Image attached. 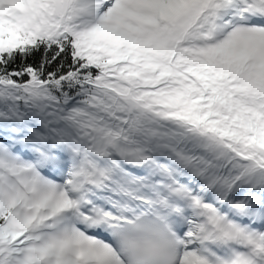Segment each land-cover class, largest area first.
Here are the masks:
<instances>
[{
	"label": "snow or ice",
	"instance_id": "obj_1",
	"mask_svg": "<svg viewBox=\"0 0 264 264\" xmlns=\"http://www.w3.org/2000/svg\"><path fill=\"white\" fill-rule=\"evenodd\" d=\"M0 264H264V0H0Z\"/></svg>",
	"mask_w": 264,
	"mask_h": 264
}]
</instances>
